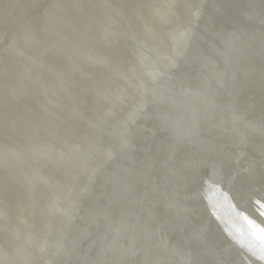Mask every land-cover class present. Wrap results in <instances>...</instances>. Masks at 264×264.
<instances>
[{"label": "water", "instance_id": "95a60500", "mask_svg": "<svg viewBox=\"0 0 264 264\" xmlns=\"http://www.w3.org/2000/svg\"><path fill=\"white\" fill-rule=\"evenodd\" d=\"M195 21L81 197L66 264H264V0H204Z\"/></svg>", "mask_w": 264, "mask_h": 264}, {"label": "bare ground", "instance_id": "6f19581e", "mask_svg": "<svg viewBox=\"0 0 264 264\" xmlns=\"http://www.w3.org/2000/svg\"><path fill=\"white\" fill-rule=\"evenodd\" d=\"M203 2L0 0V264H66L81 197L171 84Z\"/></svg>", "mask_w": 264, "mask_h": 264}]
</instances>
